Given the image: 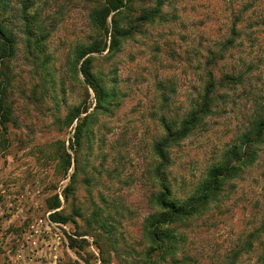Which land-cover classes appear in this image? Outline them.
Segmentation results:
<instances>
[{
  "label": "rangeland",
  "instance_id": "obj_1",
  "mask_svg": "<svg viewBox=\"0 0 264 264\" xmlns=\"http://www.w3.org/2000/svg\"><path fill=\"white\" fill-rule=\"evenodd\" d=\"M112 1L0 0L12 48L0 54V264H264V142L205 211L162 226L171 238L149 230L163 185L171 200L196 195L264 119V0H132L110 14L108 35L113 19L130 35L89 54L107 95L96 109L80 56L109 43L91 14ZM210 78V113L163 167L165 125L199 107Z\"/></svg>",
  "mask_w": 264,
  "mask_h": 264
},
{
  "label": "trees",
  "instance_id": "obj_2",
  "mask_svg": "<svg viewBox=\"0 0 264 264\" xmlns=\"http://www.w3.org/2000/svg\"><path fill=\"white\" fill-rule=\"evenodd\" d=\"M132 0H126L122 3V0H113L108 3V7H104L102 11H94L91 14L92 22L97 25L98 29L104 34V37H109V43L106 40L95 42L93 45L84 47L81 53V64L79 71L83 77L84 83L91 89L95 99L94 108H103L106 102V92L102 86L96 81L90 72V64L92 62V56L89 54L99 53L107 51V53H115L120 48V42L127 38L130 33L126 29H119L116 19H113L110 35H108V28L106 27V18L113 14L115 16L120 8L127 6ZM8 37L0 28V54L3 58H8L12 53V48L8 45ZM88 55V56H87ZM226 80H234L229 76H225ZM214 88L213 81L210 78L208 85L205 89L202 100L199 107L189 113L188 117L182 120L178 128L173 129L170 125H165V136L163 141L155 145V152L162 160L164 166L168 165L169 159L163 152L172 145H175L179 141L183 140L190 131L195 129L197 125L210 113V92ZM1 103V101H0ZM2 106V104H1ZM86 112V111H85ZM254 123V136L244 135L242 138L241 146L237 147V150L232 151L231 157H225V166L214 167L210 169L206 175L204 186L189 198L178 200H171L170 189L166 186H162V192L156 199V205L161 210L155 218L149 222V230L151 236L158 240L162 237L171 238L170 233L163 231L162 226L168 225L173 222H179L188 219L196 214H200L206 210L207 205L213 201L216 196L221 192L224 184L237 178L242 173L243 169L249 168L255 160V150L252 148L262 144L264 142V119L257 120ZM78 128V127H77ZM76 128L74 133L75 140H78L80 131ZM242 171V172H241ZM171 245L167 243L166 249H170Z\"/></svg>",
  "mask_w": 264,
  "mask_h": 264
}]
</instances>
